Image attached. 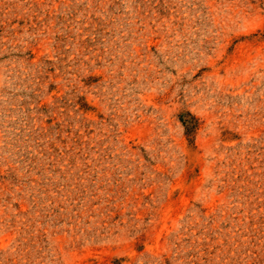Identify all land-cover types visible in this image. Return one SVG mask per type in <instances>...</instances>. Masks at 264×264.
<instances>
[{"label": "rangeland", "instance_id": "rangeland-1", "mask_svg": "<svg viewBox=\"0 0 264 264\" xmlns=\"http://www.w3.org/2000/svg\"><path fill=\"white\" fill-rule=\"evenodd\" d=\"M0 264H264V0H0Z\"/></svg>", "mask_w": 264, "mask_h": 264}]
</instances>
